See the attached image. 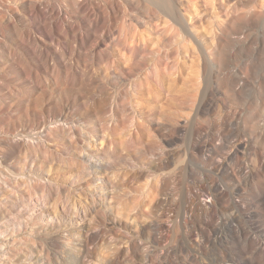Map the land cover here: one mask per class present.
<instances>
[{
    "label": "rangeland",
    "instance_id": "obj_1",
    "mask_svg": "<svg viewBox=\"0 0 264 264\" xmlns=\"http://www.w3.org/2000/svg\"><path fill=\"white\" fill-rule=\"evenodd\" d=\"M135 1L78 0L72 12L63 0H0V264H151L144 252L159 250L173 264L177 256L166 247L180 237L173 211L182 187L212 188L206 206L195 193L191 199L209 221L230 190L243 202L241 215L244 200L264 192V142L238 123L240 109H254L264 89L251 87L237 107L215 97L212 114L220 119L210 122L208 139L204 117L175 102L194 79V60L210 50L224 3L244 18L248 37L227 54L264 60V8L258 0H182L177 22L159 12L147 17L145 3ZM256 13L262 18L251 20ZM133 45L146 57L132 60ZM147 64L163 73V88L151 83ZM255 70L261 81L264 62ZM175 71V81L167 78ZM221 119L225 133L214 137ZM167 125L175 134L166 135ZM233 145L243 152L232 155ZM222 165L236 170L240 191L226 188L234 178ZM128 170L135 180H127ZM165 187L174 197L156 209ZM141 210L155 211L143 218ZM84 237L94 239L87 260L80 258ZM202 239L192 231L187 243L191 255L197 249L196 264L206 262ZM39 244L49 248L48 259Z\"/></svg>",
    "mask_w": 264,
    "mask_h": 264
},
{
    "label": "bare ground",
    "instance_id": "obj_2",
    "mask_svg": "<svg viewBox=\"0 0 264 264\" xmlns=\"http://www.w3.org/2000/svg\"><path fill=\"white\" fill-rule=\"evenodd\" d=\"M122 1H126V3H130V4L131 2H136L135 0H122ZM141 1L145 3V5L147 6V10L144 11L146 12L145 13L146 15L147 14L151 15L152 12L153 13L155 12V14L156 12H159L162 15L174 21L178 20L176 3L177 1L181 3L182 0H141ZM63 2L65 3L66 8L74 12L75 7L78 3V0H63ZM258 2L259 4L256 3V5L258 4L260 9L264 8V0H258ZM223 8L225 12L223 19L217 22L216 24L217 29L211 32V34L208 36V42L210 43L209 44L210 50L207 56H201L197 58L196 60H194L195 65H196L195 70H193V73H192L194 79L191 82V84L188 85V88L185 89V92H183L184 94L180 96L178 99L176 98L175 100V102H177L179 105L188 108V110L190 111L193 110L196 119H199V118L202 119L204 117V120L202 119L203 121L202 124L204 128L207 130L208 136H206L207 137L206 139H208L209 136L210 137L213 136V130L212 128H210V125H211L210 122L211 121L213 122V120L218 121V118H217L218 116L220 119L219 114H217V116L215 115L216 118L212 114L213 105L215 104L214 103L215 97H218L222 99V101L224 100L230 105L237 107L243 104L245 100L243 98V94L247 92L251 87L253 88L258 87L259 89H264V74L261 76L262 77L261 81L255 80V76L257 73L255 68L257 67V65L258 66L260 64L262 65L264 60L247 58V57H237L235 56V54L234 56L232 54L231 55L227 54L229 52H227L225 49L226 48L228 49L229 48L228 46L230 44H233V45L236 44L239 46L241 44L242 45L246 44L248 43L247 42L248 37L246 36L247 33H246L245 28L243 27L244 24L241 25V22L243 20L240 21L241 19H244V18H241V19L237 18L238 16L235 14L236 8L226 3L222 5V9ZM257 8L258 7H256V9ZM262 12H259V13L261 14ZM254 15L253 17H251L252 18L251 20L253 21H258L259 18L261 17V15L257 13H256L257 15L256 17H254ZM135 46L134 45L132 47L130 46V49H129L130 58L134 61L138 60L139 58L141 59L145 58L146 57V55H144L145 53L141 54L139 50H137L138 46L137 48H135ZM149 54L150 53H148V55ZM142 56H145V57H142ZM97 58H98V54L97 55L94 54V60H97ZM146 62H149V61H146ZM147 65L148 66L146 68L152 67L151 64H147ZM155 65L152 67L153 69L151 71V74H152L151 83H153V85L158 88H163V73H161L159 71V68H157ZM179 75H180L179 71H175V72L169 73L167 78L169 79L171 78L173 81H175L177 77H179ZM108 85L111 90L116 89V86L114 84L108 83ZM253 102L255 104L254 109H249L253 105L251 107L247 106L249 108L246 107V109L242 111L240 109L239 111L240 112V115H239L240 122L238 123L243 126V129H244L243 132L248 133L249 136H251L250 138L253 137L255 141L260 140L263 143L264 142V98L257 97V99ZM256 110L258 111L256 112ZM200 113H202V117L200 116ZM221 120L222 122L218 124L217 131L215 130L216 133H214V137H220L221 135L223 136L222 133L225 131V125L223 123V119ZM122 125L123 124H121V126ZM172 129L173 128H171L168 125L163 128V130L166 131L167 136L175 134L173 132L174 129L173 130ZM168 138L169 139H166V141H172L170 137ZM209 142H210V139H209ZM209 146H210L209 143H205V145H203L202 148L205 149V148H208ZM232 148H233L232 149L233 151L231 152L232 155L235 154L237 150L241 151L236 145H233ZM220 153L222 154L221 151ZM225 153H223L224 155L223 154L222 155L223 156L226 155L225 157L226 159L227 156L229 157L230 155L229 154L227 155ZM227 160L229 159L227 158ZM249 163H247L244 168L246 169L245 172H247V169L249 168ZM229 164L226 163L224 165L229 166ZM224 165H222L220 170L226 175H232L234 178L231 181H229L230 185L227 186L226 188L230 189L233 187L235 190L240 191L242 189L243 183L239 180L238 176H236L237 175L236 170L231 167L230 169H228ZM126 172H127L126 175H129V177H127V180L128 178L130 179V181L131 179H134V180L136 179V175H135L136 171L132 172L128 170ZM111 173L112 175H114L113 172ZM165 188L167 189H164V188L160 189L161 190L160 192L162 193L164 198L158 201L156 209L157 208L161 209L162 206L169 204L170 199L174 197L172 193L173 192L172 189L174 188L172 189H170L171 187L169 189L168 187H165ZM193 191L194 189L192 187L190 188L187 185L185 187H182L181 189L182 197L180 201L177 203L178 205L175 207V211H173L174 212L173 218H175L178 224V227L181 230V233H180V237L178 239L176 238L177 240L174 239L175 242L173 243V247L169 246L170 249H168L167 247L166 249L171 250V252H173V254L177 256L175 258L174 263L175 264H196V261H194V259L196 258H193V257H196L198 255L196 251L197 249L195 250L194 255H191V252L189 253L187 249V243H189V240H190V233L192 231L193 232L195 231L196 235L200 237V239L205 238L204 240L202 239L203 240L202 243L205 246V248L203 247L205 249L203 256L206 260L204 264L205 263L207 264H263L264 254L262 252L264 249L263 248L264 247V192L258 193L254 198L252 197L250 199L244 200V204L247 207L246 208L247 211L241 215L240 213L242 211L238 213L236 209L240 208V206H242L240 203H243V202L239 203V199L237 200L236 198H233L234 194H236V196L238 195L234 191L230 190L229 193H230L231 199L229 198L230 200H227V201H220L221 200L220 199L219 200L220 202L218 204L219 207L217 209V213L215 216L216 219L213 221H209L208 219H210L211 217L209 218L206 217V215L204 214L202 210H198V211L195 210L193 207L194 200L192 202L191 199L196 197L198 199L196 200L199 201L200 204H202V207L206 206L208 199L214 195L212 188L209 185H205L198 192H193ZM178 206H179V209H177ZM154 211L141 210L140 215L143 218H148L153 214ZM113 224L115 226V223ZM255 237H260V239L259 238L255 239ZM165 239H167V237ZM253 239H255V241H253ZM258 239L260 240V242H256V240L259 241ZM93 240L94 239H92V237L90 238L84 237L83 242L80 244V250H81L80 258L88 259L89 257L94 256V253H93L94 250L91 252V250L94 249L92 248ZM247 243H249L250 245H247ZM161 245H162V242H161ZM145 248L148 249L147 246ZM38 250L40 252H44L46 259H48L47 255L49 254V248L46 245L39 244ZM137 250H138L137 256H140L141 258V254H143L144 252L143 250L145 249L143 248V250L140 251V248H138L136 249V252ZM167 250L165 252L167 253L170 252ZM145 252L143 255L145 257H148L151 264H165L164 263L165 260L163 261V255L160 253V250H159L160 254L157 252H155V254L154 253L150 254L151 253L150 251H145ZM260 252L262 253V255L260 254ZM199 253L201 252L199 251ZM134 256L135 254L131 253L130 257H126L125 260L128 258L127 260L131 261ZM119 259L120 258H116L113 261H111V263L120 264ZM165 259H166V253H165ZM77 260H79V258ZM125 260L124 262L127 261Z\"/></svg>",
    "mask_w": 264,
    "mask_h": 264
}]
</instances>
